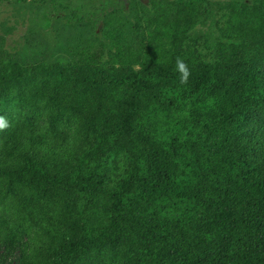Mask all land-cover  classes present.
<instances>
[{
  "label": "trees",
  "instance_id": "16d2710c",
  "mask_svg": "<svg viewBox=\"0 0 264 264\" xmlns=\"http://www.w3.org/2000/svg\"><path fill=\"white\" fill-rule=\"evenodd\" d=\"M107 1L99 50L0 61V246L264 264V0Z\"/></svg>",
  "mask_w": 264,
  "mask_h": 264
},
{
  "label": "rangeland",
  "instance_id": "374dc122",
  "mask_svg": "<svg viewBox=\"0 0 264 264\" xmlns=\"http://www.w3.org/2000/svg\"><path fill=\"white\" fill-rule=\"evenodd\" d=\"M123 1L128 7L135 0ZM109 4L107 0H0V61L36 65L68 59L84 46L99 50L103 33L119 29L103 25V19L120 16H109L113 12L107 11ZM19 258L18 244L0 246V264H19Z\"/></svg>",
  "mask_w": 264,
  "mask_h": 264
},
{
  "label": "clouds",
  "instance_id": "9594fccd",
  "mask_svg": "<svg viewBox=\"0 0 264 264\" xmlns=\"http://www.w3.org/2000/svg\"><path fill=\"white\" fill-rule=\"evenodd\" d=\"M177 65L181 73L180 82L181 84H184L187 82L190 71L187 68L186 64L180 58H177ZM7 126V121L3 117H0V130L5 129Z\"/></svg>",
  "mask_w": 264,
  "mask_h": 264
}]
</instances>
